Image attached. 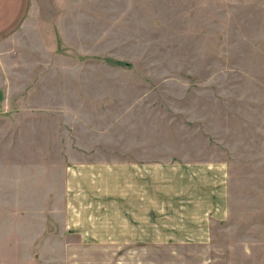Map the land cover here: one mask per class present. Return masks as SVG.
Returning a JSON list of instances; mask_svg holds the SVG:
<instances>
[{
    "label": "rangeland",
    "instance_id": "374dc122",
    "mask_svg": "<svg viewBox=\"0 0 264 264\" xmlns=\"http://www.w3.org/2000/svg\"><path fill=\"white\" fill-rule=\"evenodd\" d=\"M0 264H264V0H0Z\"/></svg>",
    "mask_w": 264,
    "mask_h": 264
},
{
    "label": "crops",
    "instance_id": "0c3cea01",
    "mask_svg": "<svg viewBox=\"0 0 264 264\" xmlns=\"http://www.w3.org/2000/svg\"><path fill=\"white\" fill-rule=\"evenodd\" d=\"M125 190H126V188H125ZM141 199H142V198H141ZM136 212L139 213L137 209H136Z\"/></svg>",
    "mask_w": 264,
    "mask_h": 264
}]
</instances>
